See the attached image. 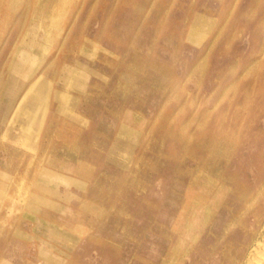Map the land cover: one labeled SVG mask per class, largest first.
<instances>
[{
	"label": "rangeland",
	"instance_id": "obj_1",
	"mask_svg": "<svg viewBox=\"0 0 264 264\" xmlns=\"http://www.w3.org/2000/svg\"><path fill=\"white\" fill-rule=\"evenodd\" d=\"M258 23L264 0H0V264H248Z\"/></svg>",
	"mask_w": 264,
	"mask_h": 264
},
{
	"label": "bare ground",
	"instance_id": "obj_2",
	"mask_svg": "<svg viewBox=\"0 0 264 264\" xmlns=\"http://www.w3.org/2000/svg\"><path fill=\"white\" fill-rule=\"evenodd\" d=\"M52 2V1H51ZM47 6V5H46ZM56 10V9H55ZM40 14V13H39ZM40 16V15H39ZM39 22H40V19H39ZM40 25V24H39ZM40 27H43L44 28V31H46L45 33V36H44V40L45 42H47V39H49L51 37V33H50V30L48 29H45L44 25H40ZM42 29V28H41ZM253 46H252V55L256 56V57H259V62L257 63V67H255V72L254 70H247V66L245 64L244 61H240L239 64H238V68H237V75L239 76V84L237 85V89H238V93H237V97H236V100L240 97H243L245 99V107L247 108L249 114H251V112H257L258 109H257V105L261 102H264V95L258 97V95L256 94H259L258 93V90H259V86L261 84L264 83V30H262V23H258V25L256 26L255 28V31L253 32ZM51 39H53V37H51ZM139 58V57H138ZM249 58V57H248ZM74 59V58H73ZM255 61V60H254ZM122 66H123V63H122ZM18 67V70H20V67L19 65H17ZM23 67V66H22ZM128 67V66H127ZM254 67V65H253ZM22 69V68H21ZM119 71V70H118ZM122 71H125L124 69H122ZM128 71V70H127ZM131 71V70H130ZM255 73V74H254ZM122 74V73H121ZM73 75V74H72ZM136 75V74H135ZM123 77V76H122ZM121 77V78H122ZM137 77V76H136ZM254 77V79H253ZM118 78V77H117ZM251 81H250V79ZM146 79V78H145ZM71 80V78H70ZM124 81V80H123ZM117 82V81H116ZM251 82H254V83H251ZM116 84V83H115ZM102 85V84H101ZM104 85V84H103ZM96 89V88H95ZM92 91V90H91ZM122 91V90H121ZM149 93V92H148ZM124 95V94H123ZM89 96V95H88ZM112 96V95H111ZM126 96V95H124ZM119 97V96H118ZM234 97V96H233ZM96 99V98H95ZM108 101V100H107ZM122 101V100H121ZM129 101V100H128ZM261 101V102H260ZM124 102V101H123ZM126 104V103H125ZM107 109V107H106ZM242 112L244 110V108L242 107ZM228 114V113H227ZM257 115L260 116V117H264V109H262L261 111L257 112ZM225 120V119H224ZM233 122V124L235 126H240L242 124V121L243 119H241L240 121V124H239V120L236 119H233L231 120ZM115 123V122H114ZM110 126V125H109ZM238 126V127H239ZM236 127L234 128H229L228 125H225L223 127H221V130L223 132L224 135H226V137L231 136L233 133V131H236L235 130ZM240 131V129H239ZM223 137V135H222ZM233 137V136H232ZM231 138V137H230ZM232 139V138H231ZM227 140V139H226ZM233 141V140H232ZM235 142V141H234ZM238 142V141H237ZM226 143V142H225ZM264 144V139L261 140V145ZM18 146V145H17ZM238 146V145H237ZM203 147V146H202ZM201 147V148H202ZM208 148V147H207ZM17 152V151H16ZM15 153V152H14ZM13 153V154H14ZM200 157V156H199ZM220 157V156H219ZM10 158V157H9ZM147 160V159H146ZM224 160V159H223ZM165 161H168V160H165ZM227 161V160H226ZM4 162V161H3ZM174 162V161H173ZM8 163V162H7ZM189 163V162H188ZM193 163V162H192ZM227 163V162H226ZM166 170V169H164ZM184 172V170H183ZM196 173V172H195ZM226 173V172H225ZM255 173V172H254ZM106 174V173H105ZM164 174V173H163ZM163 177V176H162ZM216 177V176H215ZM228 177V176H227ZM164 178V177H163ZM177 178V177H176ZM175 178V179H176ZM179 178V177H178ZM243 178V177H242ZM247 178V177H246ZM217 179V178H215ZM243 180V179H242ZM249 180V179H248ZM128 181V180H127ZM176 181V180H174ZM220 181V180H219ZM238 181V180H237ZM181 182V181H180ZM230 182V181H229ZM228 183V182H227ZM232 183V182H231ZM210 184V183H209ZM229 184V183H228ZM233 184V183H232ZM244 184V183H243ZM136 185V184H135ZM190 185V184H189ZM23 187V186H22ZM128 187V186H127ZM126 187V188H127ZM219 187V186H218ZM90 188V187H89ZM125 188V189H126ZM130 188V187H129ZM194 188V187H193ZM247 188V187H245ZM250 188V187H249ZM259 188V187H258ZM22 189V188H21ZM20 189V191H21ZM95 189V188H94ZM196 189V188H195ZM216 189V188H215ZM201 190V189H200ZM223 190V189H222ZM240 190V189H239ZM251 190V189H250ZM257 191V190H256ZM104 192V191H103ZM125 192V191H124ZM203 192V191H202ZM227 192V191H226ZM20 194V193H19ZM109 194V193H108ZM185 194V193H184ZM263 194V193H262ZM205 195V194H204ZM261 195V194H259ZM19 196V195H18ZM218 196V195H217ZM253 196V195H252ZM258 197V196H257ZM262 197V195H261ZM87 198V197H86ZM90 198V197H89ZM241 198V197H240ZM252 198V197H251ZM127 199V198H126ZM248 199V198H247ZM219 200V199H218ZM250 200V199H248ZM223 201V200H222ZM246 201V200H245ZM120 202V201H119ZM195 202V201H194ZM255 202V201H254ZM125 203V201H124ZM183 203V202H182ZM109 204V203H108ZM197 204V203H196ZM99 205V204H98ZM215 205V204H213ZM252 205V204H251ZM195 206V205H193ZM197 206V205H196ZM208 206V205H207ZM217 206V205H216ZM123 207V206H122ZM194 208V207H193ZM243 209V208H242ZM249 209V207H248ZM247 209V210H248ZM251 209V208H250ZM196 210V209H195ZM207 210V209H206ZM212 210V208H211ZM217 211V210H216ZM247 212V211H246ZM126 213V212H125ZM123 213V214H125ZM192 213V211H191ZM235 213V212H234ZM233 213V214H234ZM248 213V212H247ZM127 214V213H126ZM150 215V214H149ZM193 215V214H192ZM206 215V214H205ZM214 215V214H213ZM113 216V215H112ZM124 216V215H123ZM151 216V215H150ZM102 217V216H101ZM100 217V218H101ZM196 217H199V216H196ZM244 217V216H243ZM128 218V217H127ZM201 218V217H200ZM204 218V217H203ZM131 219V218H130ZM133 219V218H132ZM214 219V218H213ZM216 219V218H215ZM246 219V218H245ZM244 219V220H245ZM100 220V219H99ZM123 220V219H122ZM212 220V218H211ZM259 220V219H258ZM184 221V220H183ZM213 221V220H212ZM123 222V221H122ZM45 224V223H44ZM112 224V223H111ZM232 224V223H231ZM165 226V225H164ZM168 226V225H167ZM121 227V226H120ZM153 227V226H152ZM248 227V225H247ZM122 228V227H121ZM129 228V227H128ZM154 228V227H153ZM181 228V227H180ZM201 228V227H200ZM203 228V227H202ZM160 229V228H159ZM164 229V228H163ZM166 229V228H165ZM190 229V228H189ZM210 229V228H209ZM245 229V228H244ZM262 229V228H261ZM128 230V229H127ZM172 230V229H171ZM183 230V229H182ZM196 230V229H195ZM258 230V229H257ZM115 231V230H114ZM166 231V230H165ZM169 231V230H168ZM197 231V230H196ZM195 231V232H196ZM167 232V231H166ZM172 232V231H171ZM179 232V231H178ZM193 232V231H192ZM247 232V231H246ZM168 233V232H167ZM181 233V232H180ZM249 233V232H248ZM126 234V233H125ZM141 234V233H140ZM210 234V233H209ZM165 235V234H164ZM200 235V234H199ZM263 235V234H262ZM167 236V235H166ZM259 236V234H258ZM169 238V237H168ZM173 240V239H172ZM180 240V239H179ZM229 240V239H228ZM264 240V239H263ZM225 241V240H224ZM124 242V241H123ZM206 242V241H205ZM216 242V241H215ZM232 242V241H231ZM223 243V242H222ZM187 245V244H186ZM210 245V244H209ZM249 245V244H248ZM194 246V245H193ZM231 246V245H230ZM254 247V245H253ZM194 248V247H193ZM192 248V249H193ZM250 248V247H249ZM176 249V248H175ZM233 249V248H232ZM221 250V249H219ZM250 250V249H249ZM254 250V251H253ZM252 251V255L251 257L249 258L248 260V264H264V241H259L257 243V245L254 247ZM168 251V250H167ZM166 251V252H167ZM236 251V250H235ZM169 252V251H168ZM228 252V251H227ZM185 253V252H184ZM189 253V252H188ZM208 254V253H207ZM176 255V254H175ZM225 255V254H224ZM241 256V255H240ZM244 256V255H243ZM139 257V256H138ZM229 257V256H227ZM231 257V256H230ZM234 257V256H233ZM249 257V256H248ZM232 258V257H231ZM238 258V257H237ZM242 259V258H240ZM239 259V260H240ZM168 260V259H166ZM246 260V259H245ZM244 260V261H245ZM172 262V261H171ZM178 262V261H177ZM243 262V261H242ZM147 263V262H146ZM153 264V263H152ZM177 264V263H176Z\"/></svg>",
	"mask_w": 264,
	"mask_h": 264
}]
</instances>
